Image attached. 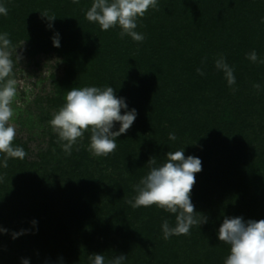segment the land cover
<instances>
[{
    "label": "trees",
    "instance_id": "obj_1",
    "mask_svg": "<svg viewBox=\"0 0 264 264\" xmlns=\"http://www.w3.org/2000/svg\"><path fill=\"white\" fill-rule=\"evenodd\" d=\"M92 2L0 0L8 8L0 34L8 32L15 48L24 42L30 56L63 61V76L52 77L56 96L46 99L54 112L62 95L85 86H111L127 104L121 114L137 112L116 139L119 150L106 157L88 151L90 132L71 155L54 133L37 161L27 155L0 166V228L8 230L0 233V264H48L63 243H82L77 228L85 238L103 239L106 232L125 243L120 255L126 257L127 243L154 246L155 255H130L124 264H223L230 252L218 239L224 218L264 219V64L247 59L255 50L264 60V0H157L158 8L138 23L142 43L121 39L119 26L102 31L87 21ZM45 10L57 18L49 22ZM56 33L60 47L53 46ZM220 55L234 67L231 87L215 67ZM173 132L175 141L168 138ZM14 144L28 153L25 144ZM182 149L202 162L190 198L207 223L164 240L161 225L174 226L175 214L155 205L133 209L127 201L150 171V158L161 165L169 151ZM21 230L26 233L13 239ZM68 250L75 251L73 244Z\"/></svg>",
    "mask_w": 264,
    "mask_h": 264
},
{
    "label": "clouds",
    "instance_id": "obj_2",
    "mask_svg": "<svg viewBox=\"0 0 264 264\" xmlns=\"http://www.w3.org/2000/svg\"><path fill=\"white\" fill-rule=\"evenodd\" d=\"M72 3L78 4L79 0H72ZM150 8H158L157 0H93L85 18L98 24L102 31L119 26L121 39L128 36L133 41L142 43L146 36L136 29L140 19ZM40 13L49 22L57 18L47 10ZM0 15H8L6 6L0 5ZM48 27L51 28L52 24L49 23ZM52 42L53 46L60 47L58 33L52 37ZM16 49L8 32L0 34V166L3 168L8 167L10 158L23 160L28 155L23 147L14 144L17 129L12 123L15 116L13 104L18 94L14 69L21 58ZM247 59L264 64L255 50L247 54ZM215 67L223 72L230 87L235 85L234 67L226 62L223 55L215 60ZM196 71L201 76L205 74L201 68ZM253 88L260 89V84H253ZM64 100L58 111L53 113L49 125L66 155H71L73 146L79 144L85 132L91 134L88 151L93 156L106 157L114 153L118 146L117 137L130 129L137 116L135 109L121 114V109H127V104L123 98L116 96L111 86L73 87L67 91ZM116 123H119V129L113 131ZM168 138L172 141L177 139L174 132L169 133ZM147 164L150 171L134 186L136 195L127 203L133 209L155 205L175 214L174 226H170L168 220H164L161 225L164 240L172 236H189L193 226L200 227L207 223V217L201 213L198 215L190 198L196 183L195 174L202 170V162L198 157H185L182 149L169 151L166 161L161 165H157L155 157L150 158ZM3 179L4 175H0V182ZM36 223L35 220L32 221L33 226ZM7 231L0 228V233ZM25 233L26 230L14 232L12 238ZM218 239L230 246L223 264H264V219L245 221L243 217H225L218 230ZM126 259L125 255L115 256L107 261L103 254L88 256L90 264H124ZM22 264H29L28 259H23Z\"/></svg>",
    "mask_w": 264,
    "mask_h": 264
},
{
    "label": "rangeland",
    "instance_id": "obj_3",
    "mask_svg": "<svg viewBox=\"0 0 264 264\" xmlns=\"http://www.w3.org/2000/svg\"><path fill=\"white\" fill-rule=\"evenodd\" d=\"M16 53L21 58L14 69L15 78L18 81V94L13 104L15 116L12 120L17 129L15 141L28 147L29 161H37L39 153L48 149L50 136L54 134L49 125L50 120H47V117L54 113V109L46 99L56 96L57 90H55L52 77L61 78L63 76L64 64L62 59L56 55L30 56L26 52L24 42H21L17 47ZM64 97L65 95H62L65 102ZM100 162L104 161L100 160ZM104 165L102 168H106L107 163ZM103 175L108 178V175L112 176V172L108 171V174L103 173ZM74 231L78 233L76 236L81 239L82 243H63L60 248H56L57 253L48 264H78L84 260L89 261L88 256L94 253L103 254L105 258L108 256L109 259H112L126 249L123 247L125 243H116L117 240L110 238L106 232L102 233L107 235L106 238L98 239L95 235L94 239L92 236L85 238L86 235L79 232L78 228ZM71 244H73L75 251L68 250ZM153 247L149 243L133 241L127 243L126 254L127 257L140 255L144 258H150L155 255Z\"/></svg>",
    "mask_w": 264,
    "mask_h": 264
}]
</instances>
